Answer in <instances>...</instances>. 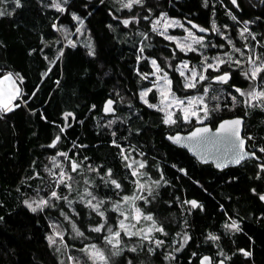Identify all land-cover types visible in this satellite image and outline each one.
Instances as JSON below:
<instances>
[{"label":"trees","instance_id":"1","mask_svg":"<svg viewBox=\"0 0 264 264\" xmlns=\"http://www.w3.org/2000/svg\"><path fill=\"white\" fill-rule=\"evenodd\" d=\"M53 2L20 0L17 7L15 0H0L4 13L0 15V80L11 74L21 89L13 110L0 112V264H61L48 239L55 213L47 208L33 212L17 204L23 170L32 174L35 168L30 166L36 163L46 174L43 157L58 152L67 154L62 157L65 164L71 161L80 167L73 172L77 182L71 190L65 184L58 187L61 196L68 193L73 206L70 215L83 233L82 241L76 243L80 247L97 243L109 264H199L205 254L228 264H264V200L260 198L264 196V152L259 151L264 148V110L246 105L235 90L246 89L250 80L240 68L231 66L226 68L231 73L227 84H214L211 70L204 82L212 87L207 123L215 127L224 118L245 117V136L263 159L222 171L201 164L166 140V134L190 131L196 123L187 124L178 114L175 124L166 125L160 111L139 99V91L152 85L147 78L152 72L149 58L157 60L171 77L178 96L192 92L183 88L178 63L199 64L204 57L210 59L230 47L227 39L214 33L213 24L226 28L237 48H243L237 35L245 21L251 34L263 41L264 0H237V5L230 0H141L131 10L123 7L128 0H60L63 12L52 7ZM162 13L189 27L193 21L209 29L210 35H204L207 47L200 53L178 50L152 28ZM125 20L130 23L124 24ZM81 21L90 47L76 42L67 45L57 59L45 54L46 42L69 38ZM255 39L252 46H256ZM257 48L264 57V47ZM237 57L246 56L238 52ZM108 98L117 102L116 115L102 112ZM66 114H70L67 119ZM125 155L140 157L144 175L158 180L137 206L163 228L157 233L162 244L153 246L133 237V247L122 245L113 254L116 250L105 238L109 228L117 229L119 215L108 203L136 191L137 178ZM90 169L95 174L85 173ZM85 174L104 201L105 220L81 198ZM112 179L121 184L120 189ZM193 200L198 207L190 205ZM58 204L64 206L65 201ZM233 221L240 231L226 229ZM100 224L104 225L101 232L92 231ZM122 237L126 242L128 238Z\"/></svg>","mask_w":264,"mask_h":264},{"label":"rangeland","instance_id":"2","mask_svg":"<svg viewBox=\"0 0 264 264\" xmlns=\"http://www.w3.org/2000/svg\"><path fill=\"white\" fill-rule=\"evenodd\" d=\"M58 2L61 4L60 0H58ZM157 21H159V24L156 23ZM174 22H178V23H174ZM245 26H247V28L249 29L250 34L245 33V35L243 37H241L240 32L244 29ZM78 28H79V32H77V29L75 31L70 32L69 38H65V39L62 38L61 41L54 40V41L46 42L45 43L46 47L44 49L45 54L48 56H51L52 59H57L58 57H62L64 48L67 45H70L69 41L72 42L71 44H75L76 42H82V43L86 44L88 47H90L91 46V39L89 38L88 34H86V31L84 30L82 25H80ZM152 28L153 29L155 28L156 30H154V31L158 32L159 34L163 33L161 35L164 36L166 40L173 42L175 44V46L177 47V49L184 52V53H191V52L200 53L201 51H203L204 48L207 47L206 36L197 34L192 29L191 26L189 27L184 22H182L180 19L169 17L168 15H166L164 13H162L160 15V17L153 20ZM186 29H187V31H186ZM176 31L178 33H175ZM189 31L192 33V36H189ZM238 32L239 33H238L237 37H239V39H240L239 43L242 45L241 47H243V48H245V50H247V53L245 54V56L247 57L248 55H252L254 58L259 57L258 63L261 61H264V57L258 54V48H257L258 45H260L261 47H264V40L259 42L258 39L256 38V36H253V34H251L249 22L245 21V22L241 23L239 26ZM214 33L221 35L223 38L227 39L228 42L231 41V43H229V45H230L229 50L227 52L219 53L218 55H216L214 57L219 56L222 59L227 61L228 55L230 54L233 61L236 59H239L237 57L238 52H236L235 49H241L243 52H244V49L243 48H237L234 45L233 41L230 39L232 37L229 36V31L225 28V29H219V32L214 31ZM193 36L196 38L203 37L202 45L194 43L193 42ZM169 37H172L174 39H169ZM253 39H255V41H256L255 42L256 46L255 45L252 46V44H254V42L252 41ZM181 45L184 46L183 50H181V47H180ZM188 45H191V47L193 49H195V51H189ZM249 50H251V51H249ZM61 53H62V55H61ZM214 57L207 59V62L208 63H215V61L213 59ZM246 57H244L243 60L239 59V60H241V65H239V66L236 65L235 63H232V62L220 65L219 66L220 67V73L226 71V68L231 67V66H233L236 69L240 68L242 70V73H243V70H246L250 67L245 62ZM153 60L154 59L149 58V62H150V66L152 68V72L147 77V78H151L152 85L148 88L141 89L139 91V99L144 105H146L148 107H150L149 105H157L159 107H163V105L160 104V101L162 99V97L160 95V89L162 87H164L165 82L162 79H160V77H162L165 74V71L161 68L160 64L156 62V65L162 69V71L157 72L156 66H154L152 64ZM184 63L188 64V68L184 69L185 75H188L189 71L191 69H195L197 71V73L199 74L202 71V64L204 63V59H202V61L199 64H191L188 61H182V62L178 63L176 69H177L179 74H180L181 66ZM210 70L211 69H209V71ZM211 72L214 73L215 71L211 70ZM220 73L215 72L214 77L220 75ZM204 74L207 75V73H204ZM263 74L264 73L261 74L262 77H263ZM12 77H13V80L15 81L16 87L19 88L20 95H21V89H20L19 83L13 75H12ZM167 77L172 82V79L168 74H167ZM181 78H182L183 88L186 90L192 91V92H190L184 96H178L173 90V82L170 85L171 92L176 97H179L181 99H187V98H191V97H195V96H202L204 99V104L207 106V109H208V117L206 119H204L202 122L197 121L195 118H190V120H188V121H185L182 118L183 121L187 124L188 123L189 124L207 123L208 120H210V118H211V107L208 104L210 91L212 89L211 85L209 83L204 84V82L206 81L205 80L203 82L198 83L196 88L189 89V88H186L184 86L185 85V76H181ZM202 85H203V87H202ZM216 85H218V84H216ZM253 85H255V88L257 91L264 90V79H258L256 81L250 80L249 86L242 91L243 92L249 91ZM201 87H202V89H201ZM5 88H6V84H0V96H6L7 95ZM149 89H151V91H148ZM204 89H207V91L205 92ZM145 91H148V94H147V96L142 98L141 93L145 92ZM20 95H19V97H20ZM169 99H171V96H169ZM245 99H246V97H244V100ZM15 100L12 102V104H14ZM145 100H147V103L144 102ZM254 105L260 106L264 110V100L253 102L252 104H250L248 106H254ZM150 108L158 110V107H150ZM1 111L2 110H0V112ZM158 111H160V110H158ZM168 111L174 112L173 120L175 122L177 121L178 114H180L182 116V113L179 110H177L175 107L170 108V109H165L164 111H160L162 113V118H163L164 123H165V119H166V113ZM201 115H203V113H201ZM165 124L166 125H173L175 123H165ZM246 124H247V121H246ZM246 124H245V127H246ZM60 153H62V152H58L54 156L47 155V156L43 157L44 163L42 166H44L43 170L44 169L47 170L46 174H43L40 172V170H38L39 167L36 166V163H33L30 166L31 168H35L33 170L32 174H29L27 169L23 170V174H22V177L20 178L19 186H17V189L20 190V192H21V196H19V201L17 204H22V205L27 206L28 203H32L33 207H35L36 204L34 202H38L41 198L49 200V204L47 206H44L43 210L45 208H47L48 210L55 213V216L52 217V219H51L52 220V223H51L52 233L50 236L53 237L56 241L55 243H50V241H49V244L51 245V247L55 251V254L59 258L61 264H94V261L89 258L88 252H86L85 249L90 248L91 245H96L97 248H99L100 250H102V249L100 248V246L97 243H89L83 247H80L79 245H77L76 242H81L83 239V235L82 236L77 235L76 230H74L72 227V225L75 224L76 229H78L80 232H82V230L80 229L78 224H76V222L73 220V218L70 215L69 210L70 211L73 210L72 202L70 201L71 199L68 198V193L65 196L60 195V193L58 191V187L61 184L57 185L56 182L53 183V181L56 180V178L59 175L61 170H63L66 174L65 181H66V184L70 185V187H67V188H69V190H71L70 188H71L72 184H74V181L77 182L76 178L74 177L75 175L73 172L78 171V169L76 171H72L71 167H70V163L65 164V159L64 160L62 159V157H65V156L60 155ZM128 157H129L128 163L132 165L131 168L133 170H136L139 173L136 176V178H137L136 179V191L134 194L128 195V197H142V198L135 199V200L130 199L128 201H125L123 199V197H125V196H123L122 199H119L116 201L111 200L108 203V206L111 209H113L114 211H116L117 214L119 215V220L117 221V229L113 232L120 231L119 247H122V245H125L128 247H133L134 240H130L133 237H138V238H141L142 240H145L147 242H151V244H153V246H154V245H157V243H156L157 241L162 242L158 238V235H157V233H160V231L156 230L157 228H160L158 226V224L153 219L152 220H145V219H143V217H141L139 220H136V219H133V217L136 215L135 208H138V206H137L138 202L140 200L144 199L145 192L150 193L151 190L157 186L158 180H156V179H154L148 175L147 176L144 175V172L142 171L143 168H139V163H144V161L141 160L140 157L139 158H136L133 156L132 157L128 156ZM53 158H55V163H53ZM262 166H264V164L261 165V168L264 169V167H262ZM92 170L93 169H90L89 171H86L85 173L90 174V173L94 172L93 174H95L96 170H93V171ZM87 174H85V176L82 178L83 182L85 183V186H84V190H82L81 198L87 205H89V203H88L89 201H91L92 204H98L99 205V211L103 212L105 215V212L101 210L102 205L104 204V201L99 199V197L94 193V190L91 188L93 185V181H92V179H90L89 177L86 176ZM69 175L71 176L70 180L67 179V176H69ZM105 178H107V177H105ZM35 180L38 182H36ZM33 181H35L36 183H34ZM138 184L145 185L144 189L140 190L138 187ZM20 185H24L23 189H22V187H20ZM52 185H55L54 186L55 188L53 190H55L57 192V195L60 196L61 199L51 198L50 193L52 191L49 193H48V191ZM45 192H47V194H45ZM88 193H91L92 195L89 196ZM64 197H66V199H64ZM93 197H95V199H93ZM62 199L65 201V205L68 208V210L66 209L65 205L63 206V205L58 204V202H60ZM117 205H119V209H117V207H116ZM190 205H191V203H190ZM122 213H123V215H122ZM143 215H148V214L143 213ZM102 219L105 220V216H103ZM121 220H123L125 225L128 226V230L130 232H133V233L139 232V235H132V236L126 235L123 230L119 229V221H121ZM235 222L238 224L237 221H235ZM153 223H155V227H153ZM231 224L232 223H229L227 225H231ZM226 229L228 231H235L233 229H230L229 227H226ZM58 233L60 235H58ZM61 235L63 237V240H61V238H60ZM123 235L126 238H128L126 240V242L123 241V237H122ZM144 236H147L148 238L144 239L143 238ZM135 243H136V241H135ZM161 244L162 243H160L159 245H161ZM104 254H105V252H104ZM105 256H106V254H105ZM108 264H109V262H108Z\"/></svg>","mask_w":264,"mask_h":264},{"label":"snow or ice","instance_id":"3","mask_svg":"<svg viewBox=\"0 0 264 264\" xmlns=\"http://www.w3.org/2000/svg\"><path fill=\"white\" fill-rule=\"evenodd\" d=\"M66 2V0H65ZM141 0H128L127 3L123 4V7L131 10L133 7V4H140ZM233 4H236V0H232ZM15 4L17 7L21 6L20 5V0H15ZM52 7H55L58 11L63 12L65 11V9L61 6V4L58 2V0H54ZM3 12H0V15H3ZM74 19H79L78 17H74ZM233 19H235V17H233ZM81 25L83 24V22H80ZM130 21L129 20H125L124 24H129ZM157 24H159V21L156 22ZM174 23H178V22H174ZM182 26V25H181ZM193 27H197L196 25H193ZM213 30L219 32V29L216 28L215 24H213ZM153 30H156L155 28ZM201 32H206L207 29L204 28H200L199 29ZM187 31V29H186ZM77 32H79V28L77 29ZM245 33H249V29L247 28V26L244 27V29L240 32L241 37H243L245 35ZM163 34V33H161ZM250 34V33H249ZM189 36H192V33L189 31ZM254 38V37H253ZM169 39H174L172 37H169ZM193 42L197 43V44H201L203 42V37L200 38H196L193 36ZM72 42L69 41V44H71ZM229 43H231V41H229ZM215 47V45H213ZM181 50H183L184 46L181 45ZM188 50L189 51H195V49H193L191 47V45H188ZM141 51H143V49H141ZM236 52H239L240 55L243 57L245 56V53L241 50V49H235ZM251 51V50H249ZM62 55V53H61ZM215 63H208L207 62V57L204 58V63L202 64V71L198 74L197 71L195 69H191L189 71L188 75H185L184 69L188 68V64L184 63L181 66L180 69V75L181 76H185V87L192 89V88H196L197 84L200 82H203L207 79H209V76L205 75L204 73H208L209 69H211L212 71L215 72H220V65H223L225 63H235L236 65H241V60L236 59V60H232L231 55H228V60H224L221 57L217 56L213 58ZM259 57H253L252 55H248L246 57V63L250 66L248 69L243 70V75L245 76V78L250 79L252 81H256L258 79H264V77L261 76L262 73H264V61L259 62ZM152 64L154 66H156V71L160 72L162 71V69L156 65V61L153 60ZM231 78V74L229 71H224L223 73H221L218 76L215 77H211L212 80L221 82V83H227V81ZM160 79H162L165 84L164 87H162L160 89V95L162 97L160 104L163 105V107H159L157 105H149L150 107H158V110L160 111H164L165 109H170L175 107L177 110H179L182 113V118L185 121L190 120V118H195L197 121L202 122L204 119H206L208 117V109L207 106L204 104V99L202 96H195V97H191V98H187V99H181L179 97H176L172 92H171V80L168 79L167 77V73H165L162 77H160ZM0 84H6V88L5 91L7 93L6 96H0V110H5V111H12L13 110V104L12 102L19 97L20 95V90L18 87H16L15 85V81L13 80V77L11 74L5 75L3 76V79L0 80ZM236 92H238L241 96L246 97V99L244 100V103L246 105H250L253 102L256 101H261L264 100V90L262 91H257L255 88V85H253L249 91L247 92H243L241 91L239 88L235 89ZM148 91H151V89H149ZM148 91L142 92L141 96L142 98L147 96ZM204 91L206 92L207 89H204ZM169 96H171V99H169ZM233 100H235V97H232ZM145 103H147V100L144 101ZM113 101L109 100L107 102V106L105 108L106 112H113L114 109L112 107L113 105ZM18 106V105H17ZM201 113H203V115H201ZM70 114H66L65 115V119H67V116ZM173 115L174 112L172 111H168L166 113V119H165V123H175V121L173 120ZM242 121L239 119L236 120H231V121H225L224 123H222L219 126L218 131L221 133H227L229 134L234 141H236V143L234 144V154H233V160L235 163H239L242 159L245 158V156L248 155V153L241 151V149L243 148V145L245 143V141L240 137V125H241ZM211 129H209L208 127H203V128H196L191 135L188 137L189 140H201L204 138L205 134L210 132ZM57 140H59V137L56 138ZM169 139H172L176 142H179L181 140V137L177 136V137H169ZM52 147H55V143L52 145ZM123 151V150H122ZM260 152H264V148H261L259 150ZM60 155L63 156H67L66 153H60ZM253 156H255V153H252ZM128 156L125 155L124 159L128 160ZM53 163H55V158H53ZM128 167H131L132 165L129 164L127 165ZM70 167L72 171H76L79 168V165L75 162H71L70 161ZM145 164L144 163H139V168H144ZM264 167V166H262ZM139 173L136 170H133L132 175L133 176H137ZM55 175V174H54ZM108 176L111 177V170H109L108 172ZM65 177L66 174L63 170L60 171L59 175L56 178V183L57 185L59 184H65L66 187H70V185L66 184L65 181ZM67 179L70 180L71 176H67ZM111 183L115 186V188L120 189L121 188V184L118 183L115 179L111 180ZM138 183V182H137ZM138 187L140 190H143L145 185L143 184H138ZM89 196H91V193H88ZM51 198L54 199H61L60 196L57 195V192L55 190H53L50 193ZM142 197H128L125 196L123 197V199L125 201L128 200H135V199H139ZM262 200H264V196L260 197ZM64 199H66V197H64ZM93 199H95V197H93ZM146 200V198H144ZM27 203V202H26ZM36 204L35 207H33L32 203H28L27 206L31 209V211L36 212L38 209L39 210H43L44 206H47L49 204V200L47 199H43L41 198L38 202H34ZM70 203V202H69ZM89 206H91L94 210H96L100 216H104L103 212L99 211V205L98 204H92L91 201L88 202ZM189 203H191L192 207H198L199 205L197 204L196 201H190ZM117 209H119V205L116 206ZM135 213L136 215L133 217V219L139 220L141 217H143V219L145 220H152L153 217L151 215H143V213L141 212V210L139 208H135ZM63 214V213H62ZM123 215V213H122ZM67 218V217H66ZM126 219V218H125ZM73 229L76 230V234L82 236L83 233L80 232L78 229H76V225L73 224L72 225ZM104 225L100 224L97 227H95L94 229H92V231L95 232H101L103 230ZM153 227H155V223H153ZM226 227H229L230 229H233L235 231H240L239 225L233 221L231 225H226ZM119 229L123 230L125 232L126 235L128 236H132V235H139V232L133 233L130 232L128 230V226L125 225L124 221L121 220L119 221ZM157 231L163 232V228H157ZM109 235L105 238L107 244L111 245L113 249L116 250V252H114L113 254H118V250H119V244H120V231H116L113 232L111 228L108 229ZM58 235H60L58 233ZM61 240H63V237L61 235ZM144 239H147V236L143 237ZM210 239H217V237L215 236H210ZM50 243H55V239L53 237H48ZM188 237L185 236L184 240L185 242H187ZM157 245H159L160 241L156 242ZM86 252H88L89 258L92 259L94 261V264H108V258L105 256L104 252L102 250H100L99 248L96 247V245H91L90 248H86L85 249ZM132 251H135V248L132 249ZM245 255H249V253H245ZM208 257L204 258V262H202V264H206V262H208ZM221 264H223V262H221Z\"/></svg>","mask_w":264,"mask_h":264},{"label":"water","instance_id":"4","mask_svg":"<svg viewBox=\"0 0 264 264\" xmlns=\"http://www.w3.org/2000/svg\"><path fill=\"white\" fill-rule=\"evenodd\" d=\"M232 2V0H230ZM237 5V0L236 4ZM189 25L197 30L199 33L203 35H209L210 30L201 27L199 24L190 21ZM193 25H196L197 27H193ZM204 28L207 29L206 32H201L199 29ZM231 74V73H230ZM231 80V78L227 81V83ZM214 84H227V83H221L215 80H212ZM109 100H112L114 103L112 105L114 111L113 112H106L105 108L107 106V102ZM116 101L112 98H108L102 108V112L104 115H116L118 110L116 106ZM239 119L242 121L240 125V137L245 141L243 148L241 151H244L248 153L247 156H245L244 159H242L239 163H235L233 160V154H234V144L236 141L227 133H221L218 131L219 126L224 123L225 121H231V120H236ZM245 124H246V118L243 116H232V117H227L222 120H220L215 127H213L209 123H204V124H197L193 129L187 132L183 131H177L174 133H168L166 134L165 138L166 140L171 143L172 145L182 148L185 151L189 153L190 156L194 157L198 162L201 164H211L213 167L217 170H225L230 167H237L244 162L248 160H256L258 162H262L263 159L259 157L256 151L251 150L249 148V139L245 136ZM203 127H208L211 129L210 132L206 133L204 138L201 140H189L188 137L191 135V133L196 129V128H203ZM181 137V140L179 142H176L172 139H169V137ZM57 141L54 143L56 144ZM53 143V144H54ZM252 153H255V156L252 155ZM208 257V262L206 264H228L226 260L224 259H218L214 260L213 256L210 254H205L199 259V264H202L204 262V258Z\"/></svg>","mask_w":264,"mask_h":264},{"label":"flooded vegetation","instance_id":"5","mask_svg":"<svg viewBox=\"0 0 264 264\" xmlns=\"http://www.w3.org/2000/svg\"><path fill=\"white\" fill-rule=\"evenodd\" d=\"M201 26V25H200ZM201 27H204V26H201ZM193 29V28H192ZM197 34H201V33H199L197 30H195V29H193ZM210 35V34H209ZM155 60V59H154ZM156 62L158 63V61L156 60ZM117 103V102H116ZM116 106H117V104H116ZM249 148L251 149V150H254L250 145H249ZM255 151V150H254ZM258 154V153H257Z\"/></svg>","mask_w":264,"mask_h":264}]
</instances>
